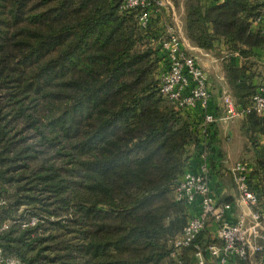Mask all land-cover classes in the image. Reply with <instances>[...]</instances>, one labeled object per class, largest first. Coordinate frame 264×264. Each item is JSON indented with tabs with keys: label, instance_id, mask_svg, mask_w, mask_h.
Instances as JSON below:
<instances>
[{
	"label": "trees",
	"instance_id": "1",
	"mask_svg": "<svg viewBox=\"0 0 264 264\" xmlns=\"http://www.w3.org/2000/svg\"><path fill=\"white\" fill-rule=\"evenodd\" d=\"M124 1L0 0L5 258L173 264L169 241L189 218L174 200L178 181L203 154L213 187L224 179L217 125L201 135V113L176 110L159 93V19L139 28L138 10H124ZM263 7L264 0L184 2L187 39L204 50L224 45L228 92L242 109L264 82V20L251 27ZM240 131L264 180V117L248 113ZM30 218L37 224L21 228Z\"/></svg>",
	"mask_w": 264,
	"mask_h": 264
},
{
	"label": "built area",
	"instance_id": "2",
	"mask_svg": "<svg viewBox=\"0 0 264 264\" xmlns=\"http://www.w3.org/2000/svg\"><path fill=\"white\" fill-rule=\"evenodd\" d=\"M205 1L220 4L225 0ZM164 5L163 0H125L122 8L137 9V24L146 30L152 18L165 9ZM263 20L264 7L251 20V27L255 29ZM154 45L164 54V66L158 75L159 93L176 110L199 111L201 135L207 136L211 126L219 121L227 123L248 113L264 117V82L257 87L247 109L238 107L228 91L222 92L219 106H213L207 73L198 59L184 49L175 26L165 25ZM201 160L195 172L181 176L173 192L174 200L185 206L189 218L182 232L169 241V260L173 264H264V180L256 176L252 161L241 160L229 168L224 166V179L232 183L237 201L219 200L205 154ZM241 206L245 211L238 212ZM37 222L36 218H30L21 228L33 227ZM207 227H211L210 242L206 237L199 241ZM6 228L7 224H2L0 232ZM189 248L192 253L185 262L184 251ZM0 264L22 263L5 258L0 249Z\"/></svg>",
	"mask_w": 264,
	"mask_h": 264
},
{
	"label": "rangeland",
	"instance_id": "3",
	"mask_svg": "<svg viewBox=\"0 0 264 264\" xmlns=\"http://www.w3.org/2000/svg\"><path fill=\"white\" fill-rule=\"evenodd\" d=\"M163 1L165 4L164 5L165 9H162L161 14L158 15L157 18L154 19L156 21L159 19L157 30L162 31L164 29L165 25H166V27L175 26V28L178 31V35L181 39V42L183 44L184 49L188 53H190L191 55H194L198 59V61L201 64H203V66H204L203 68H204L205 72L207 73L210 85L213 89V94H215L214 95L215 96V103L218 107L220 104L222 92L229 91L228 90L229 87L226 83L225 74H224V67L227 63V54H228L224 45H222V43H218V44L215 43V46L212 50H204L202 48L195 46L193 43H191V41H189L187 39L186 33H185L184 2L186 0H163ZM233 61H235V60H233ZM239 63H240V61L237 62L238 65H239ZM218 115L220 117L221 113L220 114L218 113ZM236 120L238 121L241 119H235V120L230 121L233 124L232 130H235V132H236L237 126H239V124H235V123H238ZM232 124L230 125V127L232 126ZM236 135H237V132L235 135L229 134L230 137L227 136L224 138L225 143L231 145L235 141H237V142H239L238 143L239 146L242 147V143H243L244 139L242 140V138L238 135H237L238 138H236ZM244 144H245L244 149L246 151V147H248V142L246 141V139H245ZM244 153H245V155H243L242 157L236 156L238 161H241V160H245L246 162L253 161L252 160L253 159L252 152L247 150V152H244ZM216 180L217 179L215 178V182H216ZM227 185L231 186V182L229 181L228 178H225L224 180L220 181L219 186L215 187L216 192L219 195V197H218L219 200H223L225 197L224 195L221 196L219 191ZM217 190H219V191H217Z\"/></svg>",
	"mask_w": 264,
	"mask_h": 264
},
{
	"label": "crops",
	"instance_id": "4",
	"mask_svg": "<svg viewBox=\"0 0 264 264\" xmlns=\"http://www.w3.org/2000/svg\"><path fill=\"white\" fill-rule=\"evenodd\" d=\"M237 62H239V61H237ZM200 65L202 67H204L203 64L200 63ZM210 89H211V96H212L210 104L215 106L216 105L215 96H214L215 94H213V89L211 86H210ZM237 122L238 123H235V124H239V126H237V128H236L237 135L240 136L242 138V140L244 139V141L242 143V147L239 146V144H238L239 142H237V141H235L233 144H231L232 146L230 144L225 143V141H224V138L229 136V134H234V135L236 134L235 130H232L233 124L231 122L226 123L224 121H219L217 123V132H218V139L220 142V148L222 149V151L225 155L224 166L227 168L231 167L235 162L238 161L236 156L242 157L243 155H245V153H244L245 138L241 135V131H240L241 120H238ZM231 124H232V126L230 127ZM237 135H236V138H238ZM217 191H219V190H217ZM219 192H220L221 196H223V195L225 196L223 199L224 201H226V200L228 201V199H229V201H232V200L237 201V194L235 193V190L233 188L232 183H231V186L227 185V186L223 187V189L220 190ZM239 210L245 211L242 206L238 208V212H239ZM164 264H166V262Z\"/></svg>",
	"mask_w": 264,
	"mask_h": 264
}]
</instances>
